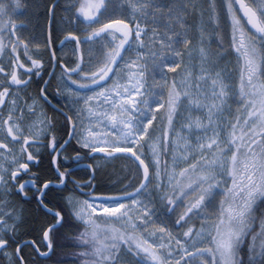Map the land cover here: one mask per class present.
Segmentation results:
<instances>
[{
  "label": "snow or ice",
  "instance_id": "obj_1",
  "mask_svg": "<svg viewBox=\"0 0 264 264\" xmlns=\"http://www.w3.org/2000/svg\"><path fill=\"white\" fill-rule=\"evenodd\" d=\"M38 7L0 0V260L264 264V0H53L25 36Z\"/></svg>",
  "mask_w": 264,
  "mask_h": 264
},
{
  "label": "trees",
  "instance_id": "obj_2",
  "mask_svg": "<svg viewBox=\"0 0 264 264\" xmlns=\"http://www.w3.org/2000/svg\"><path fill=\"white\" fill-rule=\"evenodd\" d=\"M31 3L38 5L39 7L36 9L30 8L28 10V15H30L32 17V23L29 26V29L26 32H23V35L27 36L30 32L33 31V29L35 30L36 34L39 35L41 33V31L43 30V28L46 26V18H45V9L47 5H50L53 0H30ZM66 1L65 0H60L59 1V7H57V9L63 10L64 6L66 5ZM56 9V13L57 10ZM22 11V10H21ZM22 16L17 17V19H22ZM226 32H230V29H224ZM228 56L229 60L227 63H225L226 67H228V69L232 68V66H229L228 64L231 63V61H233L234 66L237 65V61H236V57L235 55H226ZM47 59V57H46ZM226 60V59H224ZM224 63L221 61V65H223ZM54 113V112H53ZM74 143V142H73ZM121 162L120 165H114L115 163H110V164H106L103 168H101L98 173H97V184H99L101 186L102 189H107L109 186L111 185H115L117 188L120 187L121 183H126V181L124 180L125 176H130L131 173H128L129 171L127 170L126 165H128V162H126L125 160H119ZM123 169L124 171L126 170V173L123 175H114V168L117 169V172L120 171V168ZM113 170V172H111ZM120 173V172H119ZM101 174L105 175L102 176ZM112 174V175H111ZM100 176H102V179H100ZM113 176V177H112ZM42 215V214H40ZM258 214L256 213V216ZM37 216L35 214V211L33 209V207L30 208L29 211V215H28V224L31 223L32 218ZM264 216V215H263ZM258 217V216H257ZM257 220V219H256ZM256 222V221H255ZM75 227H71L70 226V231L67 234V232H65L64 228L61 229V234L62 236H68V237H73L75 235H77L79 233V231L83 230V225L79 224L75 221L72 222ZM260 231V227L254 225L253 226V233L249 235L248 237V242H251L252 239V235L255 233H258ZM69 244L71 243V240H68ZM257 243H259V241H257ZM56 251L54 252V254L52 255L51 259L49 260H45V259H41L38 260L36 262V264H54L55 261H57L59 258L63 257L65 255V253L69 252V251H78L79 249H71V248H67V244H66V240L64 239H57L56 240ZM60 245H65L64 247H60ZM247 248V245H245V249Z\"/></svg>",
  "mask_w": 264,
  "mask_h": 264
},
{
  "label": "flooded vegetation",
  "instance_id": "obj_3",
  "mask_svg": "<svg viewBox=\"0 0 264 264\" xmlns=\"http://www.w3.org/2000/svg\"><path fill=\"white\" fill-rule=\"evenodd\" d=\"M58 11H57V13H56V17L57 18H59L60 16H62L63 15V10H60V9H57ZM55 26V25H54ZM45 59H46V57H45ZM229 63V62H228ZM229 66H232V68L231 69H229V70H231V71H233V73L235 74L236 73V75L237 76H233V77H231V81H230V83H232V81L234 82V84H238V82H239V68H238V64L236 65L237 66V68L238 69H234V63H233V61H231V63L230 64H228ZM50 70V69H49ZM234 77L235 78H237V79H235L234 80ZM45 78H47V76H45ZM41 83H43V81H41ZM53 83H55V81H53ZM35 90V89H34ZM50 91V93L51 92H53L54 91V88L53 89H50L49 90ZM53 103H55V100L53 101ZM235 107H236V105L235 104H233V111H235ZM47 111H48V114L50 115V116H56V113H53V111H52V109L49 107L48 109H47ZM57 120H59V117H57ZM47 164H48V161H47V159L44 161V163L41 165V167L42 168H44V167H46L47 166ZM98 173V172H97ZM76 179H78V180H87L88 179V176L87 175H85V174H83V173H78L77 175H76V177H75ZM96 178H97V174H96ZM95 183H97V181L95 180ZM72 188V185H69V189H71ZM84 191H87V189H85ZM64 195H66L67 194V192H65V193H63ZM78 196H80V197H82V198H84L82 195H81V193L79 192V190H77V193H76ZM259 203V202H258ZM17 207H22L23 208V213H24V217H25V219H26V222L28 223V215H29V211H30V208L31 207H33V209H34V211H35V208H36V205H35V203L34 202H23V201H20L18 198H17ZM35 214L36 215H40V214H37L36 213V211H35ZM257 220H256V222H255V224L254 225H256V226H258V227H260V218L264 215V206H261V208H260V210L257 212ZM42 216V215H41ZM64 230H65V232H67V234L69 233V231H70V226H65V228H64ZM30 237H25V239H29ZM67 245H68V243H67ZM67 248H70V247H67ZM28 250L27 249H25V252H27ZM0 264H4V262L2 261V260H0Z\"/></svg>",
  "mask_w": 264,
  "mask_h": 264
},
{
  "label": "rangeland",
  "instance_id": "obj_4",
  "mask_svg": "<svg viewBox=\"0 0 264 264\" xmlns=\"http://www.w3.org/2000/svg\"><path fill=\"white\" fill-rule=\"evenodd\" d=\"M65 1L68 2V0H65ZM209 30L211 31V27L209 28ZM228 32H229V31H228ZM22 34H23V33H22ZM226 46H227V45H226ZM225 59H226V60H223V61H222V62L224 63L223 65H221L222 67L226 66L225 63H227L228 61H230L229 58H228V56H225ZM238 68H239V66H238ZM238 68H237V66L235 65L234 69H238ZM227 69H228V67H227ZM229 69H230V68H229ZM229 69H228V70H229ZM233 76H237L236 73L233 74L231 77H233ZM231 77L229 78V81H228L229 83H230V81H231ZM237 78H238V77H237ZM237 78L234 77V80L237 79ZM232 83L234 84L233 81H232ZM177 126H179V125H177ZM126 162H128V161H126ZM110 163H115L114 165H116V166L121 164V162H120L119 160L112 161V162H108V164H110ZM129 163H130V162H128V164H129ZM119 169H120V171H119L120 173L117 172V169H115V168H114V172H113V170H112L111 172H113L114 175H117V174H118V175H122V174L124 175V174L126 173V170L124 171L123 169H121V167H120ZM128 173H130V172H128ZM101 175H102V176H105V175H103V174H101ZM111 175H112V174H111ZM102 176H100V179H102ZM112 177H113V176H112ZM81 198H82V197H81ZM217 199H219V198H217ZM67 243H68V245H69V241H68V240H66V244H67Z\"/></svg>",
  "mask_w": 264,
  "mask_h": 264
},
{
  "label": "bare ground",
  "instance_id": "obj_5",
  "mask_svg": "<svg viewBox=\"0 0 264 264\" xmlns=\"http://www.w3.org/2000/svg\"><path fill=\"white\" fill-rule=\"evenodd\" d=\"M60 0H58V3H59Z\"/></svg>",
  "mask_w": 264,
  "mask_h": 264
}]
</instances>
